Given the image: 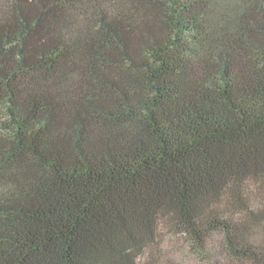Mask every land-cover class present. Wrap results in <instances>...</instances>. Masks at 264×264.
Wrapping results in <instances>:
<instances>
[{"label":"trees","instance_id":"obj_1","mask_svg":"<svg viewBox=\"0 0 264 264\" xmlns=\"http://www.w3.org/2000/svg\"><path fill=\"white\" fill-rule=\"evenodd\" d=\"M165 233L264 264V0H0V264H183Z\"/></svg>","mask_w":264,"mask_h":264},{"label":"rangeland","instance_id":"obj_2","mask_svg":"<svg viewBox=\"0 0 264 264\" xmlns=\"http://www.w3.org/2000/svg\"><path fill=\"white\" fill-rule=\"evenodd\" d=\"M165 246L170 253V258L174 260H179L183 264H195V260L190 256L189 248L186 244V241L180 237H172L165 233ZM171 248V249H169ZM174 250V251H173Z\"/></svg>","mask_w":264,"mask_h":264}]
</instances>
